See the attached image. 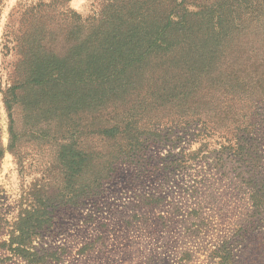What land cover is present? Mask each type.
<instances>
[{
  "label": "rangeland",
  "instance_id": "obj_1",
  "mask_svg": "<svg viewBox=\"0 0 264 264\" xmlns=\"http://www.w3.org/2000/svg\"><path fill=\"white\" fill-rule=\"evenodd\" d=\"M99 5L0 0V264H264V29L244 32L253 53L226 49L220 76L174 49L96 86L81 43ZM128 124L131 139L102 134ZM40 201L49 227L16 239Z\"/></svg>",
  "mask_w": 264,
  "mask_h": 264
},
{
  "label": "trees",
  "instance_id": "obj_2",
  "mask_svg": "<svg viewBox=\"0 0 264 264\" xmlns=\"http://www.w3.org/2000/svg\"><path fill=\"white\" fill-rule=\"evenodd\" d=\"M99 4L98 12L84 27L88 37L81 43L84 80L96 86L117 81L128 69H136V65L148 61L150 53L159 52L163 57H168L174 49L180 51V61L187 63L186 70L190 73L195 72L198 77L204 72L206 75L220 76L229 63L226 60V49L231 46L239 49L243 47L253 53L258 49L257 43L244 32L253 22L254 28L264 29V0H214L212 4L210 0H99ZM66 29L69 35L74 33L72 26ZM99 35L105 36L104 42L99 41ZM172 38L174 41L171 43ZM132 49L136 53H131ZM261 60H264V55ZM46 61L48 59L40 62ZM254 62L257 63V60ZM243 63L247 65V61ZM192 65L196 66V71ZM80 71L72 70L70 78L78 76ZM43 75L46 80H50L57 79L59 74ZM258 80H262L264 86L263 72ZM244 87L240 83L231 89L235 93ZM235 125L233 140L235 144H240V150L237 149L240 152L239 159L255 162V154L249 150L244 151L239 125L236 122ZM130 128V124L123 130L114 126L104 129L102 134L108 138L123 135L131 139L126 131ZM261 198L256 200L257 204L262 202ZM33 207L34 210L26 211L23 217L19 216L16 239L38 235L41 230L49 227L52 221L49 206L40 201ZM12 249L16 254L25 250L20 243ZM60 261L61 258H58L52 263Z\"/></svg>",
  "mask_w": 264,
  "mask_h": 264
}]
</instances>
